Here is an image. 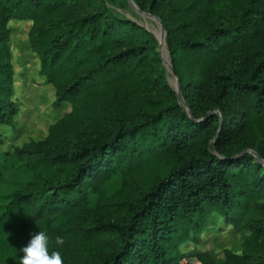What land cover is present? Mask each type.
<instances>
[{
    "label": "trees",
    "instance_id": "obj_1",
    "mask_svg": "<svg viewBox=\"0 0 264 264\" xmlns=\"http://www.w3.org/2000/svg\"><path fill=\"white\" fill-rule=\"evenodd\" d=\"M133 1L162 24L178 94L157 36L106 0H0V125L19 110L11 18L32 20L53 105L71 104L15 150L31 176L0 214V262L40 230H82L89 249L60 247L64 264H217L208 249H181L216 212L247 231L242 252L225 248L221 264H264V0ZM114 174L121 186L108 196ZM92 193L97 218L78 229Z\"/></svg>",
    "mask_w": 264,
    "mask_h": 264
},
{
    "label": "rangeland",
    "instance_id": "obj_2",
    "mask_svg": "<svg viewBox=\"0 0 264 264\" xmlns=\"http://www.w3.org/2000/svg\"><path fill=\"white\" fill-rule=\"evenodd\" d=\"M106 1L114 13L138 21L157 36L161 60L166 68V79L178 94V77L172 67L164 43L161 22L149 11L139 8L133 0ZM31 23V19L11 18L7 21V26L10 29L9 47L13 70L11 99L19 104V110L14 115L12 125H0L2 134L0 142V214L12 194L20 189L31 176L30 172L24 169L22 160L15 155L16 148L29 141L42 139L48 134L49 127L71 110V104L68 101H62L57 106L53 105L55 88L41 72L40 58L29 44L28 30ZM93 121L92 124L95 125L103 124L98 117ZM84 122L85 120H82L75 124L84 127ZM249 150L254 152L252 148ZM121 182L120 174L111 176L105 183L107 195L115 192L121 186ZM109 200L111 201V198ZM97 201L98 197L95 193L81 201V207L76 212L73 222L76 228L80 229V225L83 227L86 223L96 220L97 212H94L93 208L96 207ZM104 215L98 211L99 218H103ZM246 233L245 230L236 231L231 224H225L221 216L214 212L207 228L201 233V240L199 242L186 241L181 244V249L187 253L208 249L217 264H221L224 260L225 248L235 253L242 252V241ZM62 237L65 240L62 248L71 254L76 250V247L80 249L81 253L85 249H89V243H87L89 238L83 235L82 230H70L68 237ZM49 247L52 249L53 245L50 243ZM17 254L18 256H16ZM22 255L23 252L20 250L12 256V259L6 258L0 264H19L18 257Z\"/></svg>",
    "mask_w": 264,
    "mask_h": 264
},
{
    "label": "clouds",
    "instance_id": "obj_3",
    "mask_svg": "<svg viewBox=\"0 0 264 264\" xmlns=\"http://www.w3.org/2000/svg\"><path fill=\"white\" fill-rule=\"evenodd\" d=\"M50 243L53 245L51 251ZM64 244L62 236L50 237L45 231L40 230L32 235L27 245L21 249L23 255L18 257L19 264H64L59 250Z\"/></svg>",
    "mask_w": 264,
    "mask_h": 264
}]
</instances>
